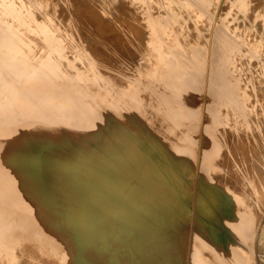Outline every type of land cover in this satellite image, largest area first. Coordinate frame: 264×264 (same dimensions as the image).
<instances>
[{"label":"bare ground","instance_id":"1","mask_svg":"<svg viewBox=\"0 0 264 264\" xmlns=\"http://www.w3.org/2000/svg\"><path fill=\"white\" fill-rule=\"evenodd\" d=\"M263 84L264 0H0V264H256Z\"/></svg>","mask_w":264,"mask_h":264},{"label":"rangeland","instance_id":"2","mask_svg":"<svg viewBox=\"0 0 264 264\" xmlns=\"http://www.w3.org/2000/svg\"><path fill=\"white\" fill-rule=\"evenodd\" d=\"M264 85V84H263ZM263 114L262 113H260L259 115H256V116H262ZM219 117H217V119H218ZM235 117H234V115H231L230 114V116H221L220 117V120H225V121H228L229 120V122L230 121H233V119H234ZM262 118H264V115L262 116ZM228 119V120H227ZM245 128H247V130H248V132H247V130H245ZM253 127L252 126H250V125H245L244 126V134H246V136H248L249 138H251V136H252V134L254 135H257L254 131H253V129H252ZM250 132V133H249ZM250 134V135H249ZM253 137V136H252ZM234 145L236 146V147H238L239 145H238V143H237V141L236 140H234ZM242 149H237L236 148V150H231L230 151V153H231V155H232V158H234V159H237V158H239V157H241V156H243V158L244 157H246L247 155H248V153L247 152H252V150H246V149H243L242 151H241ZM197 182L199 183V185L200 186H202V187H204V185H203V183H201V182H199L198 180H197ZM264 218H263V220H262V222H261V225H260V229H258V235L260 234V237H259V240H258V242H257V245H256V259H257V262L259 263V264H264ZM263 231V232H262ZM258 238V237H257ZM256 241H257V239H256ZM256 241H255V243H256ZM254 261L256 262V260H255V252H254ZM257 264V263H256Z\"/></svg>","mask_w":264,"mask_h":264},{"label":"water","instance_id":"3","mask_svg":"<svg viewBox=\"0 0 264 264\" xmlns=\"http://www.w3.org/2000/svg\"><path fill=\"white\" fill-rule=\"evenodd\" d=\"M264 230V229H263ZM263 232V231H262ZM259 237H260V234L258 235V238H257V241H256V243H255V260H256V263L257 264H259L258 262H257V259H256V245H257V242H258V240H259Z\"/></svg>","mask_w":264,"mask_h":264}]
</instances>
